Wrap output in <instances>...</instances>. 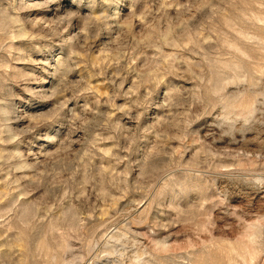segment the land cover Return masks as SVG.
<instances>
[{
	"label": "rangeland",
	"instance_id": "374dc122",
	"mask_svg": "<svg viewBox=\"0 0 264 264\" xmlns=\"http://www.w3.org/2000/svg\"><path fill=\"white\" fill-rule=\"evenodd\" d=\"M0 264H264V0H0Z\"/></svg>",
	"mask_w": 264,
	"mask_h": 264
}]
</instances>
